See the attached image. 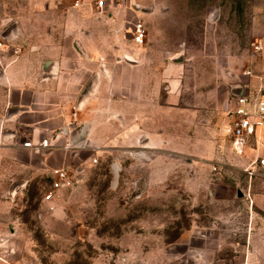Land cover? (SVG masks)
Listing matches in <instances>:
<instances>
[{
  "label": "rangeland",
  "instance_id": "obj_1",
  "mask_svg": "<svg viewBox=\"0 0 264 264\" xmlns=\"http://www.w3.org/2000/svg\"><path fill=\"white\" fill-rule=\"evenodd\" d=\"M110 1L160 11L161 29L152 25L147 42L159 43L151 55L156 67L183 70L181 101L170 102L173 79L163 77L152 97L131 102L128 117L110 120L104 144L82 154L73 165L74 185L52 200L44 199L50 177L1 188L0 264L228 261L253 209L249 192L264 196V169L256 167L253 178L245 170H254L259 156L236 152L230 114L241 73L252 71L246 81L252 92L264 85V0ZM42 3L0 0V32L15 23L17 35L45 37V26L29 28L46 20L37 11ZM0 42H7L1 33ZM131 43L137 45L133 25ZM10 52L0 45V53ZM207 57L212 77L205 76ZM224 59L240 68L239 78L219 77ZM207 246L211 253L203 252Z\"/></svg>",
  "mask_w": 264,
  "mask_h": 264
},
{
  "label": "crops",
  "instance_id": "obj_2",
  "mask_svg": "<svg viewBox=\"0 0 264 264\" xmlns=\"http://www.w3.org/2000/svg\"><path fill=\"white\" fill-rule=\"evenodd\" d=\"M106 1L100 10L95 0H85L82 6H75V0H43L37 11L43 10L38 13L41 16L47 13L46 20L33 26L31 22L29 28L45 26V37L17 35L12 31L19 28L15 23L0 32L7 40L0 45L12 49L10 54L0 53V189L9 184L26 187L43 177L53 179L56 170L76 164L86 151L97 150L106 140L110 120L128 117L131 102L152 97L163 77L173 79L170 102L181 101V80L177 78L183 70L156 67L151 55L159 43L151 38L147 42L152 25L161 29L156 16L160 11L141 12L129 4ZM28 13L34 10L21 14ZM139 19L145 22L148 34L144 43L135 45L131 28ZM223 61L227 68L219 77L239 78L236 63ZM210 62L214 63L207 57L206 77L214 76ZM241 74L240 83H247L248 75ZM240 83L232 88L233 95L239 92ZM263 138L264 129H258L244 154L251 149L253 155L264 157ZM45 139L49 146L41 147ZM27 141L33 146L25 147ZM72 141L83 146L66 149ZM256 170L249 173L252 178L260 173ZM255 195L249 192L253 209L244 235L231 243L232 257L208 264H264V196ZM203 252L212 250L207 246Z\"/></svg>",
  "mask_w": 264,
  "mask_h": 264
},
{
  "label": "built area",
  "instance_id": "obj_3",
  "mask_svg": "<svg viewBox=\"0 0 264 264\" xmlns=\"http://www.w3.org/2000/svg\"><path fill=\"white\" fill-rule=\"evenodd\" d=\"M96 7L100 10L105 7V0H95ZM75 6H82L85 0H75ZM210 20H215V15H210ZM148 31L145 22L141 19L133 23V37L137 44L145 42ZM257 51H262V45H256ZM246 75H252V71L247 69L244 71ZM239 92L234 94V107L231 110L233 117V146L238 154H243L244 148L250 142L252 137L257 135L258 129L264 127V85L259 87L256 91L252 92L247 83L239 85ZM41 147H48L49 141L45 139L40 144ZM25 147H32L33 143L27 141L24 143ZM83 145L79 142H69L65 145L66 149H78ZM256 167L264 169V157L259 156L253 163ZM75 164L64 166L54 172L52 179L51 190H49L44 199L52 200L55 194L63 189L69 188L74 185L75 179L73 175ZM79 170V169H78ZM246 172L252 173L253 169H245Z\"/></svg>",
  "mask_w": 264,
  "mask_h": 264
},
{
  "label": "water",
  "instance_id": "obj_4",
  "mask_svg": "<svg viewBox=\"0 0 264 264\" xmlns=\"http://www.w3.org/2000/svg\"><path fill=\"white\" fill-rule=\"evenodd\" d=\"M238 195L243 196V193L241 192V190L238 191Z\"/></svg>",
  "mask_w": 264,
  "mask_h": 264
}]
</instances>
